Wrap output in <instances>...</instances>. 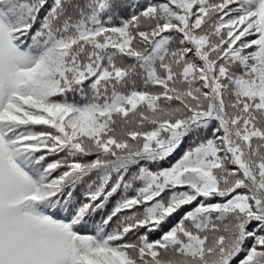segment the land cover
<instances>
[{
	"label": "snow or ice",
	"instance_id": "6c2138e0",
	"mask_svg": "<svg viewBox=\"0 0 264 264\" xmlns=\"http://www.w3.org/2000/svg\"><path fill=\"white\" fill-rule=\"evenodd\" d=\"M0 264H264V0H0Z\"/></svg>",
	"mask_w": 264,
	"mask_h": 264
}]
</instances>
